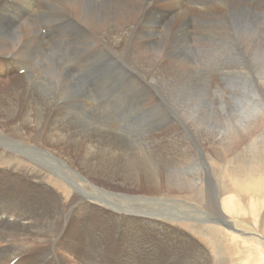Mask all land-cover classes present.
Instances as JSON below:
<instances>
[{
    "label": "rangeland",
    "instance_id": "1",
    "mask_svg": "<svg viewBox=\"0 0 264 264\" xmlns=\"http://www.w3.org/2000/svg\"><path fill=\"white\" fill-rule=\"evenodd\" d=\"M214 28L198 52L182 55L185 65L173 76L105 71L97 78L86 77L80 85L94 109L89 113L72 109L68 121L77 114L78 130L95 129L100 149L111 151L113 169L105 179L108 183L92 180L98 190L82 199L92 197L102 203L86 201L117 214H122L120 206L136 218L145 234L139 243L130 232L138 223H122L120 216L82 208L83 219L73 224L71 234L84 246L86 225L101 231L111 223L104 243H94L98 264L264 262V196L249 200L254 201L253 214H218L224 181L264 179V50L243 48L240 43L242 33L254 37L253 26H242L238 33L234 28L221 30L222 36L215 38L220 29ZM67 53L69 60L72 55ZM67 59L63 64L70 68ZM10 130L0 127V136L11 135ZM234 137L238 139L233 142ZM22 144L33 158L0 144V178L9 171L19 182L26 174L30 183L43 182L64 204L76 194L73 182L87 186L79 175V159L91 155L69 161L64 154L40 150L43 143L25 139ZM127 181L129 186H122ZM153 216L159 225H146ZM161 227L175 234L160 231ZM140 244L151 249H139ZM62 251L60 257L65 256ZM36 253L39 250L32 255ZM41 262L45 264L46 258Z\"/></svg>",
    "mask_w": 264,
    "mask_h": 264
},
{
    "label": "bare ground",
    "instance_id": "2",
    "mask_svg": "<svg viewBox=\"0 0 264 264\" xmlns=\"http://www.w3.org/2000/svg\"><path fill=\"white\" fill-rule=\"evenodd\" d=\"M242 26L255 28L253 38L241 34L242 47L263 51L264 0H0V127L13 132L0 136V144L21 149L31 158L34 156L22 144L25 139L43 143L40 150L64 154L69 161L91 155L78 158L79 175L87 186L73 182L76 194L67 204L41 181L30 183L24 174L17 182L11 172L4 173L0 178V264L13 260L14 264H42L41 258L49 264H98L100 254L94 243H104L111 223L108 221L101 231L86 225L84 246L71 234L73 224L83 219L82 208L120 216L122 223H138L130 230L131 236L144 242L141 224L120 206L122 214H117L86 201H97L92 197L82 199L91 190H98L92 180L109 182L105 179L113 172L111 151L100 149L95 129L78 130L77 114L68 121L67 113L94 109L80 87L86 77L97 78L100 73L106 75L105 71L170 77L185 65L182 55L198 52L213 27L219 32L234 28L238 33ZM219 32L214 38L222 36ZM67 52L72 55L69 60ZM66 59L71 61L70 68L63 64ZM223 184L220 216L253 214L254 201L249 204V200L264 196L262 177ZM122 186H129V182ZM155 218L145 220V224L158 226ZM160 231L175 234L171 228L161 227ZM138 247L151 249L146 244ZM35 250L39 253L32 255ZM60 250L66 259L60 257ZM257 263L264 264L259 259Z\"/></svg>",
    "mask_w": 264,
    "mask_h": 264
}]
</instances>
